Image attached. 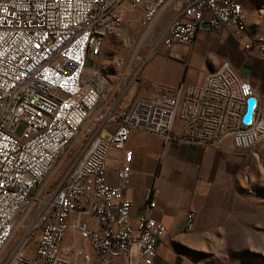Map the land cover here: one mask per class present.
<instances>
[{
  "label": "built area",
  "instance_id": "built-area-1",
  "mask_svg": "<svg viewBox=\"0 0 264 264\" xmlns=\"http://www.w3.org/2000/svg\"><path fill=\"white\" fill-rule=\"evenodd\" d=\"M165 1L144 6V0H0V256L19 213L31 217L1 264H113L129 253L141 264H153L164 228L147 214L131 226L132 203L122 195L132 157L125 145L133 130L154 134L163 143L218 147L229 140L236 150L264 140V112L255 89L223 63L199 85L131 100L113 117L112 129L89 140L76 167L52 192L34 193L107 91L106 77L90 63L99 55L104 28L120 27L124 16L140 6L147 25ZM205 25L243 32L242 6L237 0H181L160 43L190 46ZM243 48H255L264 59V36ZM248 99L254 104L245 120ZM112 151L122 153L114 160L115 185L106 181ZM151 195L149 190V209ZM194 216L186 215V231ZM68 230L83 246L64 244Z\"/></svg>",
  "mask_w": 264,
  "mask_h": 264
},
{
  "label": "crops",
  "instance_id": "crops-1",
  "mask_svg": "<svg viewBox=\"0 0 264 264\" xmlns=\"http://www.w3.org/2000/svg\"><path fill=\"white\" fill-rule=\"evenodd\" d=\"M150 1L144 0V6ZM237 1L243 9V32L234 27L205 25L199 28L190 46H159L140 62L133 72L136 75L134 85L123 89L122 94L130 102L156 94L173 95L179 86L199 85L205 76L228 63L255 89L264 112V59L258 56L255 48H243L248 40L264 36V0ZM144 6L128 12L119 30L124 24H135L145 36H157L160 40L168 23L178 15L181 0H166L147 25L142 24ZM204 16L207 18L208 14ZM103 39L108 47L114 42L111 37ZM177 127L178 122L175 129ZM125 148L132 154L131 172L122 190V195L132 203L130 224L134 226L139 216L147 214L164 228L157 241L153 264H202L203 241L218 226L225 195L237 183L248 152L234 149L229 140L218 147L163 143L158 136L140 130L130 133ZM110 156L113 161L108 165L106 181L115 185L117 166L114 160H120L122 153L112 151ZM149 190L154 201L151 209L146 199ZM189 212L195 216L192 229L186 231ZM84 220L91 226L94 223L89 217ZM72 243L83 246L68 230L64 244ZM113 264H141V261L136 254L129 253L116 257Z\"/></svg>",
  "mask_w": 264,
  "mask_h": 264
},
{
  "label": "rangeland",
  "instance_id": "rangeland-1",
  "mask_svg": "<svg viewBox=\"0 0 264 264\" xmlns=\"http://www.w3.org/2000/svg\"><path fill=\"white\" fill-rule=\"evenodd\" d=\"M119 29L108 35L114 42L108 47L103 39L99 55L90 60L106 77L107 91L34 193L52 192L76 167L89 140L113 128V117L130 103L122 91L134 85V70L162 45L157 36H145L135 24H124ZM244 151L248 157L243 160L237 183L225 195L220 222L203 241L202 264H264V140ZM27 215L22 212L16 217L15 232L0 256V264L14 248L15 241L23 236L31 220ZM36 235L35 231L29 236L31 247Z\"/></svg>",
  "mask_w": 264,
  "mask_h": 264
},
{
  "label": "bare ground",
  "instance_id": "bare-ground-1",
  "mask_svg": "<svg viewBox=\"0 0 264 264\" xmlns=\"http://www.w3.org/2000/svg\"><path fill=\"white\" fill-rule=\"evenodd\" d=\"M244 27H245V23H244ZM119 28L120 27H105L103 32H102V35L100 37V46H101V43L103 42L102 40H103L104 37H106L107 35L112 34L113 32H115Z\"/></svg>",
  "mask_w": 264,
  "mask_h": 264
},
{
  "label": "water",
  "instance_id": "water-1",
  "mask_svg": "<svg viewBox=\"0 0 264 264\" xmlns=\"http://www.w3.org/2000/svg\"><path fill=\"white\" fill-rule=\"evenodd\" d=\"M253 104H254V100L253 99H248V101H247V108H246V112H245V116H244L245 120H248L249 119L250 110H251Z\"/></svg>",
  "mask_w": 264,
  "mask_h": 264
}]
</instances>
